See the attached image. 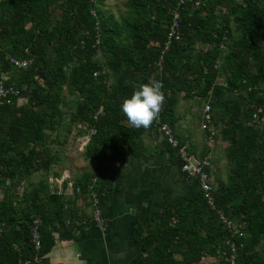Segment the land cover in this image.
Segmentation results:
<instances>
[{"label":"trees","instance_id":"16d2710c","mask_svg":"<svg viewBox=\"0 0 264 264\" xmlns=\"http://www.w3.org/2000/svg\"><path fill=\"white\" fill-rule=\"evenodd\" d=\"M124 5L116 15L107 0H0V72L22 99L0 106V264H33L36 217L43 221L41 253L53 243L48 226L66 224V198L54 187L60 161L54 143L63 145L71 134L87 137L83 154L94 167L72 179L74 192L90 198L94 189L103 199L118 183L120 166L142 153L143 135L159 130L156 120L133 128L120 110L150 79L162 81L159 116L180 145L187 146L177 134L181 102H210L213 137L227 142L229 166L227 179L216 181V205L244 225L238 264H264V123L252 118L263 96L247 90L264 83V0ZM175 11L182 38L172 42L160 68ZM12 57L32 62L19 69ZM166 142L181 166L178 148ZM183 177V195L168 196L149 226L137 230L140 264L199 263L207 254L226 264L219 213L208 207L199 180Z\"/></svg>","mask_w":264,"mask_h":264},{"label":"crops","instance_id":"0c3cea01","mask_svg":"<svg viewBox=\"0 0 264 264\" xmlns=\"http://www.w3.org/2000/svg\"><path fill=\"white\" fill-rule=\"evenodd\" d=\"M200 105L198 109L201 120L203 103ZM182 111L180 107L177 134L183 137L186 145L197 156L211 155L212 166L209 171L214 189L218 177L223 180L228 177L229 166L224 154L227 142L215 139L210 141L208 131L203 130L200 123L199 133L193 136L188 134ZM72 137L69 136L68 141L73 142ZM74 138L79 143L87 139ZM142 139V153L120 166V180L114 182L101 199L105 219L102 226L93 220L94 207L88 195L84 192L76 193L71 187L74 178L84 171H91L94 163L91 161V165L89 160L82 157L80 166L55 167L59 176L54 187L64 192L67 213L64 219L66 224L56 220L55 226L47 228L52 233L53 243L42 256L48 264H140L138 257L141 249L136 239L137 230L149 226L152 218L165 206L168 196H182L188 187V182L184 183L177 157L170 152L163 134L158 129H152ZM59 163L65 164L66 159H61ZM34 176L39 179L38 174ZM50 179L52 181L54 177ZM192 264L223 263L220 258L207 254L199 263Z\"/></svg>","mask_w":264,"mask_h":264},{"label":"built area","instance_id":"2783aa9c","mask_svg":"<svg viewBox=\"0 0 264 264\" xmlns=\"http://www.w3.org/2000/svg\"><path fill=\"white\" fill-rule=\"evenodd\" d=\"M195 5L199 6L201 0H189ZM185 2V0H180V3ZM92 13L96 15L93 10ZM180 14L178 11H175L171 25L169 26L167 32V40L161 51L160 60L158 66L162 68V62L164 61L165 53L169 50L171 44L175 40H180L182 38V33L180 29ZM99 44V42L97 41ZM1 50V49H0ZM10 62L19 69L27 68L32 60L31 59H20L12 57ZM2 57L0 51V71L2 67ZM96 75V74H95ZM8 79L7 73L0 72V106L5 104L14 103V99L17 102H21L20 90L14 82L7 83ZM219 84L227 86V83L224 79L219 80ZM250 92H257L260 96H263L261 103L254 104V111L252 113V118L254 121H258L260 124L264 123V83L255 84L248 87L247 89ZM212 108L210 102H206L201 117V128L203 130L210 131L209 139L214 141L212 125ZM156 122L159 126V130L163 133L164 137L173 147L178 148V155L181 159V170L187 176L188 179L197 178L199 180L201 189L203 191L204 198L207 201L208 207L212 210H217L219 213V219L223 225V228L227 232V237L225 238V246L227 247V264H238L240 250L245 246L246 232L244 231V225L238 223L236 220L228 217L224 212L218 210L216 205V199L214 196V189L212 184V176L209 169L212 166V157L210 154H205L203 156H197L193 153L188 146L180 145L179 139L176 137L171 127L167 123L161 121L159 116L156 119ZM81 150L84 151V147L87 143V139L81 142ZM79 190V189H78ZM94 189L90 190V200L94 207V222L102 226L105 224V219L103 218L102 207H101V196ZM43 221L41 217H36L31 225L32 232V242L35 249V255L32 259L33 264H48L41 253L42 249V233L41 227Z\"/></svg>","mask_w":264,"mask_h":264},{"label":"clouds","instance_id":"9594fccd","mask_svg":"<svg viewBox=\"0 0 264 264\" xmlns=\"http://www.w3.org/2000/svg\"><path fill=\"white\" fill-rule=\"evenodd\" d=\"M165 99L162 81L150 79L123 100L120 110L133 128H148L159 117Z\"/></svg>","mask_w":264,"mask_h":264},{"label":"rangeland","instance_id":"374dc122","mask_svg":"<svg viewBox=\"0 0 264 264\" xmlns=\"http://www.w3.org/2000/svg\"><path fill=\"white\" fill-rule=\"evenodd\" d=\"M125 1L126 0H107L106 9L114 12L117 15L125 9V5H124ZM71 99H73V98H71ZM185 103L186 104L183 105V101L181 102V104L179 106L178 114L180 115V107H181V110H183L182 113H183V116L185 118L184 120H185L186 127H187L186 132L188 134L191 133L193 136V134H197L201 130L199 128V123H200V127H201V120H200V114H199V109H198V107L201 106L200 105L201 102L199 99H194V100L186 101ZM63 136H64V134H63ZM71 136L75 137L74 134H71L70 137ZM74 137H72L73 142L68 141V143L65 144L66 147H64L65 145H59L58 143H54L52 145V149L54 151H57V153L60 157V160L66 159V163H67V164L66 163L65 164L58 163L57 165H63V167H68L69 165L72 167L76 166V165L77 166L81 165L80 162L83 161L82 159L84 158V154H83V150L80 149L81 148V142L79 143V141H77V139H75ZM88 163L91 164V161ZM72 164H74V165H72ZM56 166H54V167H56ZM57 169H59V166H57ZM56 171L59 173L58 170H56ZM34 179L37 180V178L35 176H34Z\"/></svg>","mask_w":264,"mask_h":264}]
</instances>
